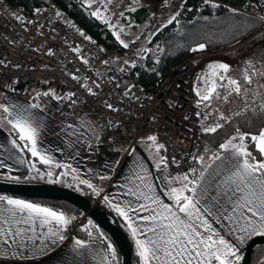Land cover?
I'll use <instances>...</instances> for the list:
<instances>
[{
  "label": "built area",
  "instance_id": "obj_1",
  "mask_svg": "<svg viewBox=\"0 0 264 264\" xmlns=\"http://www.w3.org/2000/svg\"><path fill=\"white\" fill-rule=\"evenodd\" d=\"M235 9L258 19L259 32L264 31V0ZM199 45H192L154 86L146 87L132 79L137 64L113 59L109 49L72 24L56 3L25 13L21 6L0 0V90L24 93L53 118L66 112L90 116L101 142L126 141L129 148L145 129L154 131L163 147L160 166L166 177L191 169L199 133L216 128L215 117H203L226 104L219 102L205 112L192 95L194 67L226 52L215 44ZM87 196L93 206L103 204L101 193L88 189ZM72 222L73 232L102 236L84 212L73 215Z\"/></svg>",
  "mask_w": 264,
  "mask_h": 264
},
{
  "label": "crops",
  "instance_id": "obj_2",
  "mask_svg": "<svg viewBox=\"0 0 264 264\" xmlns=\"http://www.w3.org/2000/svg\"><path fill=\"white\" fill-rule=\"evenodd\" d=\"M33 104V100L22 92L12 88L6 91L0 90V105L8 106L12 111H15L11 108L12 105L27 109ZM29 112L36 117L34 126L38 127L36 149L40 156L48 158L50 162L45 164L40 156L31 154V143L19 139L18 130L13 129L8 123V120L13 117L0 109V165H2L0 176L3 178L12 180V177H15L14 180L25 181L31 176L40 174L45 166L49 169L57 168L56 177L68 175L87 189H95L102 194V202L113 216L118 217L127 227L131 244L137 255L136 239L152 236V233L145 229L152 227L153 221L144 220L143 217L152 216L160 211L157 204L152 203V199L176 210L177 205L172 199L171 190L173 188L180 190L187 185L183 195H196V198L200 200L198 207L201 208L202 216L208 220L216 233L213 238L223 237L234 246L238 244L237 237L241 233L235 229L246 221L241 220L238 224H234L231 220L224 218V216L237 214L232 212L227 197L223 195L225 189L216 185L235 171L236 162H242L243 158L231 156L230 151L223 150L218 155L222 158L228 157L232 163L229 164L227 160H216L213 163L212 159L200 172L204 173L205 180L195 179L196 194H194L190 191L193 187V184L189 183L192 181L190 174L186 175L187 180L184 179L185 176L161 175L163 170L160 161L163 147L154 131L150 129H145L136 144L128 148L126 141L120 144L101 142L98 139L97 125L90 116L66 112L58 118H53L39 108H30L24 112V115L28 116ZM149 137H155V140H150ZM12 141H15L16 145H13ZM232 143L240 144L239 141ZM26 144L28 147H25ZM210 164L212 166L208 167ZM88 184H91L92 188H89ZM236 195L241 196L243 193ZM0 196L53 209L35 199L9 194H0ZM145 196L152 199H145ZM213 197L220 200L222 207L220 211L210 208L214 214L208 216L203 209L214 205ZM8 207L6 202H3V207H0V227H3L6 233L0 235V264H102L104 257L107 258V264H114L112 250L107 248L110 242L103 236L96 238L88 237L85 233L83 235L82 230L73 232L70 215L53 209L63 213L70 223L58 225L53 221L51 224L41 226L37 221L35 225H31L17 223L16 221L20 220L19 216L13 220L11 214L6 211ZM117 207L126 211L130 220L121 216L116 210ZM224 209L227 211L225 212ZM180 215L184 218L183 214ZM5 220L9 223L5 224ZM129 223L138 229L136 237L132 236ZM164 223L168 221L165 220ZM9 228L12 230L11 233H8ZM197 228L201 233L206 234L204 227L197 225ZM18 229H24L21 236L14 235ZM61 235L64 237L63 240L59 238ZM253 237L239 245V254L242 258L249 240ZM78 240L84 242V247H76ZM138 259V264H143L139 256ZM151 264H157V262L151 261ZM213 264L216 262L214 261Z\"/></svg>",
  "mask_w": 264,
  "mask_h": 264
},
{
  "label": "trees",
  "instance_id": "obj_3",
  "mask_svg": "<svg viewBox=\"0 0 264 264\" xmlns=\"http://www.w3.org/2000/svg\"><path fill=\"white\" fill-rule=\"evenodd\" d=\"M8 1L21 6L25 13H32L36 7L54 2L67 14L72 24L86 31L105 48L116 47L112 31L106 27L103 21L91 14V11L84 4V0ZM250 1L252 0H207V2L206 0H184L176 22L164 27L162 31L153 36L150 49L135 67L132 79L146 87L154 86L170 65L185 55L192 45L201 43L215 44L220 49L227 50V53L202 59L194 67L192 78L196 77L197 73L206 67V64L212 59H218L229 65V70L244 63L263 65L264 31L259 32L260 22L258 19L235 9ZM213 5H219V7ZM233 9L235 11H231ZM147 13L148 10L145 7H139L133 12L132 17L135 21L142 22L147 17ZM193 84L195 85V83ZM261 131H264V99L236 112L232 117L223 121L219 127H216V131L199 133L192 167L187 174H190V180H195L213 157L224 150L220 146L231 141L237 134L245 136L243 143L246 150L251 154L250 162L263 160V156L259 154L251 140V136L259 135ZM239 143H241L240 139ZM200 157H203V160ZM193 169L195 172L192 171ZM42 172L48 177L45 183L60 185L87 197L88 189L86 186L68 175L56 177L57 168L49 169L44 166ZM48 172L51 173L50 176ZM35 200L70 215L71 218L75 214L82 213L80 209L64 200ZM96 207L107 213L108 208L104 204H98ZM110 217L124 231L131 244L127 227L118 217L113 215ZM99 230L101 235L110 242L112 249L115 250L114 264H121V256L117 246L101 228ZM82 234L84 235V232ZM241 261L242 259L238 264ZM131 263H139L138 255L133 246ZM249 264H264L263 243L253 247Z\"/></svg>",
  "mask_w": 264,
  "mask_h": 264
},
{
  "label": "snow or ice",
  "instance_id": "obj_4",
  "mask_svg": "<svg viewBox=\"0 0 264 264\" xmlns=\"http://www.w3.org/2000/svg\"><path fill=\"white\" fill-rule=\"evenodd\" d=\"M213 6L219 7V5ZM231 11L235 10L233 9ZM16 18L22 19L19 15H16ZM261 19H264V17H261ZM169 23H171V20ZM204 47L205 45L203 44L199 45L200 49ZM195 50L193 49V51ZM209 67L213 70V74H218L216 72L217 69L223 70L224 73L229 71V65L227 64H215ZM224 78V76H220V79ZM245 78L249 79L248 77ZM229 84L235 85V91H240V86L236 80L229 79ZM212 90H215L214 87ZM44 95H49V93L45 92ZM209 98L208 95L203 96L204 100H208ZM108 106L111 107V105ZM38 107V104L29 105L27 109L19 105H12L11 108L15 109V111H12L8 106L0 105V109H3L5 113L13 117V119L8 120V123L12 125L13 129L18 130L19 139L31 143L30 150L33 156H40V153L36 149L38 136V127L34 126L36 117L31 112H29L28 116H25L24 112L30 108ZM206 131L214 132L216 128H209ZM149 139L154 141L155 137H149ZM239 139L241 141L239 145L229 141L220 146L225 151H230L231 156L241 157L243 159L242 162H236L235 171L231 172L220 184L216 185V187H223L225 189L223 195L227 197L232 212L237 214L234 216H224V218L231 220L234 224H238L241 220L246 221L245 224L235 229V231L241 233L237 237L238 244L234 246L223 237L213 238L216 233L208 223V220L202 216L201 208L198 207L200 200L196 198V195H183L184 188L187 187L185 185L180 190L175 188L171 190L172 199L177 205L176 210H173L169 205L160 204L158 200L152 199L151 197H144L145 199H152V203L157 204L160 211L152 216L143 217L144 220L153 221V226L145 229V231L151 232L152 236L146 239H136L135 241L138 256L143 264H151V261H156L157 264H213L214 261L216 264H238L242 259L239 254V245H242L246 239L252 236H264V160L250 162L251 154L246 150L243 143L245 136L241 135ZM251 140L254 142L259 154L264 156V131H261L259 135L251 136ZM12 143L16 145L15 141H12ZM25 147H28V145L26 144ZM40 158L45 164L50 162L44 156H40ZM200 159L203 160V157H200ZM251 159L254 160V158ZM216 160H227L229 164L232 163L228 157L222 158L219 155L213 157V163ZM211 166L210 164L208 167ZM192 171L195 172V169ZM50 175L51 173H49ZM12 179L16 178L12 177ZM184 179L187 180V176ZM197 179L204 181V173H200ZM82 183L87 182L82 181ZM189 183L193 184L190 191L196 194V180L189 181ZM88 187L92 188V185L88 184ZM204 191L206 192L207 189L205 188ZM237 193H243V195L237 196ZM212 199L215 201L214 205L203 209V212L208 216L214 214L210 208H214L215 211H220L222 207L218 198L213 197ZM3 202H6L9 206L6 211L11 214L13 220L17 216L20 217V220L16 221L17 223L22 222L35 225L39 221L41 226L51 224L53 221L58 225H67L70 223V220L63 213L47 207H41L20 199L0 196V207H3ZM116 210L126 220H130L126 211L119 207ZM224 211L226 212L227 209H224ZM180 214H183L184 218H181ZM165 220L168 223L165 224ZM4 223L8 224L9 221L5 220ZM197 225L204 227L206 234L201 233ZM128 226L131 229L132 236L136 237L138 229L133 227L131 223ZM11 231V228H9L8 233H11ZM23 231L24 229H18L14 235L21 236ZM5 234L3 227H0V235ZM52 234L55 235V233ZM59 238L63 240L64 237L61 235ZM76 247H84V242L76 241ZM107 248L112 249V245H107ZM111 255L113 257L115 256L114 249H112ZM102 264H107L106 257L102 258Z\"/></svg>",
  "mask_w": 264,
  "mask_h": 264
},
{
  "label": "rangeland",
  "instance_id": "obj_5",
  "mask_svg": "<svg viewBox=\"0 0 264 264\" xmlns=\"http://www.w3.org/2000/svg\"><path fill=\"white\" fill-rule=\"evenodd\" d=\"M183 2L184 0H84V4L91 11V14L103 21L106 27L112 31L116 47L109 49L111 57L113 59L122 57V59L133 64H138L146 56L155 34L176 22ZM139 7H145L148 10L147 17L142 22H137L132 17L133 12ZM170 20L171 23H169ZM225 53L227 50L223 55ZM215 64L224 63L218 59H212L206 64V67L197 73L196 77L192 78L191 75V91L192 95L195 94V101L202 111L207 112L210 107H216L219 102L226 103L224 107H220V110L207 115V118L206 116L203 117L207 120L215 117L213 124L214 127H217L229 119V113L234 115L244 107L264 99V64L244 63L233 67L227 73L217 69L218 74H213V70L209 66ZM220 76L225 78L220 79ZM229 79L237 81L240 86L239 92L235 91V85L229 84ZM213 87L214 91L212 90ZM204 95H208L210 98L204 100ZM239 137V134L235 135L231 142L239 141ZM189 171L176 175L184 177ZM161 175L164 176L165 172L162 171ZM47 179L48 177L42 172L25 181L11 180L0 176L2 181L22 183H45Z\"/></svg>",
  "mask_w": 264,
  "mask_h": 264
},
{
  "label": "water",
  "instance_id": "obj_6",
  "mask_svg": "<svg viewBox=\"0 0 264 264\" xmlns=\"http://www.w3.org/2000/svg\"><path fill=\"white\" fill-rule=\"evenodd\" d=\"M0 194H9L29 199L64 200L71 203L82 212L86 213L90 220L110 237L119 250L121 264H132V246L128 237L113 221L110 217L111 215L93 206L88 197L60 185L10 182L5 180H0ZM259 243L264 244V236H254L249 240L240 264L250 263L252 249Z\"/></svg>",
  "mask_w": 264,
  "mask_h": 264
}]
</instances>
